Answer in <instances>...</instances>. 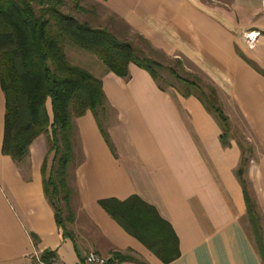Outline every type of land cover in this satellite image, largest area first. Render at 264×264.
I'll use <instances>...</instances> for the list:
<instances>
[{
    "label": "crops",
    "instance_id": "crops-1",
    "mask_svg": "<svg viewBox=\"0 0 264 264\" xmlns=\"http://www.w3.org/2000/svg\"><path fill=\"white\" fill-rule=\"evenodd\" d=\"M96 1L151 50L188 61L212 83L229 120L228 144L197 98L160 90L134 65L126 79L103 73L107 138L90 112L73 122L66 178L74 220L65 236L44 192L48 138L34 140L21 162L2 154L0 87V264H33L44 252L55 264H82L90 253L135 259L113 264H163L98 204L131 196L174 231L180 256L170 264H263L236 171L245 157L243 178L264 231V0H229L228 11L198 0ZM47 110L51 116L49 102Z\"/></svg>",
    "mask_w": 264,
    "mask_h": 264
},
{
    "label": "trees",
    "instance_id": "trees-1",
    "mask_svg": "<svg viewBox=\"0 0 264 264\" xmlns=\"http://www.w3.org/2000/svg\"><path fill=\"white\" fill-rule=\"evenodd\" d=\"M79 1L71 0L72 8L76 13H84ZM66 7L64 0H0V87L5 98L2 154L16 163L21 162L34 140L41 135L48 136V154H52L53 159L48 174L45 164L42 169L44 192L54 211L56 225L68 236L66 225L74 220L70 208L71 190L66 178L73 159V122L90 112L99 125V115L105 112L106 100L101 79L72 64L63 45L69 43L97 58L105 68L104 73L126 79L128 67L134 65L146 71L160 90L166 88L159 85L158 71L164 69L161 64L137 56L130 44L117 40L108 31L80 22L72 14L65 13ZM166 70L184 86V92L180 94L183 98H197L219 122L221 142L227 145L229 120L218 104L214 86H207L205 91L196 82L179 77L173 69ZM48 102L51 116L47 110ZM240 147L243 149L241 144ZM246 164L247 159L243 157L236 176L242 186L246 213L264 264V231L257 205L249 196L243 178ZM98 204L160 262L170 264L179 258L178 239L171 226L139 197L131 196L124 201L101 200ZM53 258L49 252L40 256L41 261L50 264H53ZM128 261L135 259L113 253L107 264Z\"/></svg>",
    "mask_w": 264,
    "mask_h": 264
},
{
    "label": "rangeland",
    "instance_id": "rangeland-1",
    "mask_svg": "<svg viewBox=\"0 0 264 264\" xmlns=\"http://www.w3.org/2000/svg\"><path fill=\"white\" fill-rule=\"evenodd\" d=\"M64 1L67 4L65 13L72 14L77 20H79L80 22H85L93 28L108 31L117 40L130 44L137 56H144L150 60L161 64L164 67V69L158 71V74L160 76L159 85L161 87L166 88L171 92H176L178 94L184 92V86L169 74V72L166 70L167 68L173 69L176 74L183 79H188L191 82H196V84H198L205 91H207V86L212 85V83L208 81L206 77H203V75L199 73L194 66L188 63V61L180 58H165L161 54L151 50L149 44H146L142 39L130 33V31L127 30L125 26H123L112 15L108 13V11L100 4V2L96 0H80L79 5H81L85 12L76 13L72 8L74 3H72L71 0ZM198 1L207 7H214V5H218L222 10L225 11H228L231 5L229 0ZM63 47L66 56L72 64L79 66L85 70H88L94 76H96V78H101L100 76L105 72V68L97 58L82 51H79L77 48L71 46L69 43H65ZM220 100L222 102V99H220L218 95V104L221 106ZM103 117L104 114L100 113L99 125L101 126L102 130H104L103 128L106 123V121L103 120ZM96 122L98 123L97 120ZM233 135L237 137L238 140H245V137L242 135L240 130L233 132ZM45 137L48 138L47 135H45ZM72 137H74V133ZM49 159H51V157Z\"/></svg>",
    "mask_w": 264,
    "mask_h": 264
},
{
    "label": "built area",
    "instance_id": "built-area-1",
    "mask_svg": "<svg viewBox=\"0 0 264 264\" xmlns=\"http://www.w3.org/2000/svg\"><path fill=\"white\" fill-rule=\"evenodd\" d=\"M256 35L254 34H249L248 35V40L249 42L253 43L255 41ZM33 264H50L41 261L40 257L37 255H34V260ZM52 264V263H51ZM55 264V263H53ZM82 264H107V260L99 256L98 254L95 253H90L86 256Z\"/></svg>",
    "mask_w": 264,
    "mask_h": 264
}]
</instances>
